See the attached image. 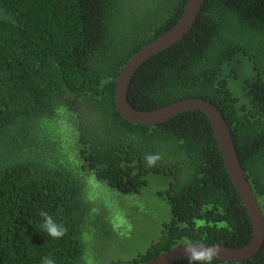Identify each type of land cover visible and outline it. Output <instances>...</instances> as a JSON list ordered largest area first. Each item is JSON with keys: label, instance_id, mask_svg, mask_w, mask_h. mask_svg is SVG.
<instances>
[{"label": "trees", "instance_id": "16d2710c", "mask_svg": "<svg viewBox=\"0 0 264 264\" xmlns=\"http://www.w3.org/2000/svg\"><path fill=\"white\" fill-rule=\"evenodd\" d=\"M186 1L0 0V264H84L85 253L95 264H144L185 237L250 242L252 222L204 112L142 125L116 110L119 71ZM189 97L223 114L264 216V0H205L190 31L146 60L127 93L142 111ZM146 153L162 159L148 167ZM107 190L111 200L100 196ZM128 196L142 207L139 220L129 215L137 230L151 225L137 242L113 225L112 202ZM41 212L66 235L50 237ZM105 232L110 244L127 235L124 245L97 249ZM212 264H264V243L250 258Z\"/></svg>", "mask_w": 264, "mask_h": 264}, {"label": "water", "instance_id": "95a60500", "mask_svg": "<svg viewBox=\"0 0 264 264\" xmlns=\"http://www.w3.org/2000/svg\"><path fill=\"white\" fill-rule=\"evenodd\" d=\"M205 0H187L179 20L166 32L151 42L143 45L123 65L116 79L115 105L116 110L127 120L142 124L153 125L164 122L171 117L190 110H200L209 119L226 170L239 193L242 202L252 222L253 237L243 247L221 246L218 259L238 261L250 258L264 243V218L259 203L253 193L238 158L230 127L218 107L204 98L189 97L153 110H137L127 99L128 88L137 69L151 56L182 39L193 27ZM211 246V244H207ZM183 246L172 249L152 258L144 264H169L177 259L185 258Z\"/></svg>", "mask_w": 264, "mask_h": 264}, {"label": "clouds", "instance_id": "9594fccd", "mask_svg": "<svg viewBox=\"0 0 264 264\" xmlns=\"http://www.w3.org/2000/svg\"><path fill=\"white\" fill-rule=\"evenodd\" d=\"M143 159L148 167H154L162 159V156L159 153H146ZM40 215L43 217L42 228L50 237L60 239L66 235L67 228L61 224H57L53 217L47 212H41ZM82 239L87 241L90 237L87 233H83ZM179 243L183 246L189 264H212V261L219 256L222 250L220 244L208 246L202 240H194L187 237L181 239ZM82 259L84 260V264H95L91 255L87 253L82 256ZM42 264H55V261L51 257L45 256L42 260Z\"/></svg>", "mask_w": 264, "mask_h": 264}, {"label": "rangeland", "instance_id": "374dc122", "mask_svg": "<svg viewBox=\"0 0 264 264\" xmlns=\"http://www.w3.org/2000/svg\"><path fill=\"white\" fill-rule=\"evenodd\" d=\"M101 190V189H100ZM100 196H104V198H109L111 200V198L114 197V193L113 191L107 190L105 193L100 194ZM97 198V197H96ZM115 199L117 201L120 200L119 196H116ZM111 206H115L118 210H119V218L118 220H114L113 221V225L115 226L114 230L115 232H126L129 235L132 236V240L134 242H137L139 240H141L143 237H145L147 235V231H149V228L151 227V225L149 224L148 229H146L147 227L145 226L144 228L137 230L138 226L135 225V221L131 220L129 215H132L135 219L139 220V213H141L142 211V207L139 206V204L133 200L132 196H128L126 198L125 204L120 206H117L114 201L112 202ZM97 214L99 217L96 218V222H98L99 224L104 222V218L102 217L103 215V210L102 208L97 210ZM127 214V215H126ZM112 214H110L111 216ZM106 228H109L108 226ZM112 233H104L103 236H101L99 238V240L96 241L97 244V249H101L103 247H107L110 245V248H117V247H122L124 245V240H123V236H127V235H120L117 236L112 243L110 244L111 238H112ZM101 244V245H100ZM100 253H102L101 251H99ZM117 256L118 254L115 253Z\"/></svg>", "mask_w": 264, "mask_h": 264}]
</instances>
